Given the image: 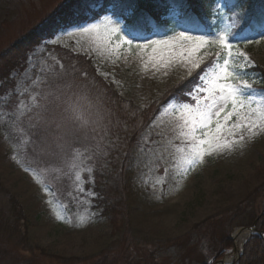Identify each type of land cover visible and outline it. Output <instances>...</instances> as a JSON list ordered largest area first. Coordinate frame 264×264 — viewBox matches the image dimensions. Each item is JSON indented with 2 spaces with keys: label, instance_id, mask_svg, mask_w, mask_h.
Masks as SVG:
<instances>
[{
  "label": "rangeland",
  "instance_id": "1",
  "mask_svg": "<svg viewBox=\"0 0 264 264\" xmlns=\"http://www.w3.org/2000/svg\"><path fill=\"white\" fill-rule=\"evenodd\" d=\"M63 1L0 0V264H127L139 257L145 264H214L216 256L209 255L222 251L221 239L264 212V134L243 148L205 156L185 175L176 150L178 116L160 114L147 132L132 134L104 83L143 108L188 75L178 59L171 67L145 68L134 45L126 60L113 63L114 57L96 50L93 36L64 31L6 69L5 60L16 52L5 51ZM252 44L239 49L264 67V40ZM210 51L214 57L216 49ZM69 107L79 136L67 125L58 127ZM61 136L74 145L67 154L41 153L40 141ZM97 170L115 191L112 214L100 208ZM77 171L85 181L94 179L84 183L85 193L74 191ZM8 195L30 220L22 244L1 230L8 224ZM238 207L243 214L236 217Z\"/></svg>",
  "mask_w": 264,
  "mask_h": 264
},
{
  "label": "snow or ice",
  "instance_id": "2",
  "mask_svg": "<svg viewBox=\"0 0 264 264\" xmlns=\"http://www.w3.org/2000/svg\"><path fill=\"white\" fill-rule=\"evenodd\" d=\"M189 9L187 0H158V3L151 6H146L143 0H83L82 22L65 30V34L80 32L93 36L96 50L101 56L114 57L113 63L120 60L125 52L130 53L135 45L140 50L138 55L145 68L149 64L153 68L171 67L173 58H176L189 76L196 73L198 83L186 94L185 99L173 97L161 106V115L172 113L180 121L177 128L181 144L176 150L187 165L185 175L188 170L203 163L205 156L243 148L246 143L264 134V89H258L249 82L248 70L256 65L238 47L240 43H259L264 40V32L259 33V39L245 35L235 40L233 28L239 27V23L248 18L244 10L232 13L229 17L232 25L227 29L213 35L192 34L188 27L194 25H190L187 18L181 19ZM223 11V7L213 0L211 15L218 17ZM256 15L264 20V6ZM166 19H171L173 26L183 25L184 30L167 39H154L153 36L159 34V22ZM125 45L127 47L123 48ZM210 48L216 49L214 57ZM205 57L210 59L206 61ZM124 59L127 57L124 56ZM260 81L264 83V77ZM22 105L23 101L17 104V108ZM65 125L72 129L75 136H79L70 107L62 114L58 127ZM32 143L35 144L36 140ZM39 147L43 155L58 157L67 154L68 149L74 145L68 144L66 136H61L50 143L40 141ZM78 157L77 149L73 155V167L77 166L75 159ZM24 171L31 172L35 181L42 183L40 176L30 167H25ZM86 171L91 174L94 169L88 167ZM74 179V191L77 193H85L84 183H94L91 175L85 181L79 171L75 173ZM91 195L95 196V193ZM228 251L230 253L231 249ZM209 264L212 262L209 261Z\"/></svg>",
  "mask_w": 264,
  "mask_h": 264
},
{
  "label": "trees",
  "instance_id": "3",
  "mask_svg": "<svg viewBox=\"0 0 264 264\" xmlns=\"http://www.w3.org/2000/svg\"><path fill=\"white\" fill-rule=\"evenodd\" d=\"M83 0H64L60 6L56 7L48 17L42 21L38 26L28 31L22 36L19 41L11 45L5 52H16L15 55L5 60V68L9 69L13 65L16 66V62L29 50L34 49L38 44L43 41H47L55 37L58 32L70 29L72 25L82 22L83 13L81 11ZM217 4L223 7V12L217 17L211 15L213 10V0H187L190 5L188 13H185L181 19L187 18L190 22L188 30L192 34H206L213 35L217 31L225 28L227 29L232 25V20L229 17L235 11H247L248 18L239 23V27H234L235 40H239L241 36L250 35L259 39V33L264 32V20L256 15L262 6H264V0H215ZM146 6H151L158 3V0H143ZM240 5L241 7H237ZM174 22L171 19L163 20L158 24V33L161 35H170L172 32L178 30L180 27L184 29L183 25L173 26ZM151 31L150 28H148ZM239 48H244L245 44L240 43ZM210 59V58H209ZM207 59L206 61H208ZM255 68H252L251 72L256 75V80L253 82L254 87L258 89H264V83L260 81L261 77H264V67L256 64ZM99 81V77H96ZM107 89L111 91L109 94L113 98L119 101L117 105L118 110L124 117L122 120L129 126H133L132 134H140L147 132V130L156 121L162 112V105L167 104L173 97L178 100L186 98V94L189 93L194 86L198 83L196 73L191 76L189 74L182 79L175 81L170 87H168L157 99L148 103L145 107L136 106L133 102L123 99L115 87L107 82ZM1 90V86H0ZM175 103V101H173ZM126 162H128L126 158ZM99 174V175H98ZM95 180L97 188V199L100 200V208L102 210H108L109 214L114 212L113 200L115 197V191L110 188L108 178L103 172H95ZM9 197V216L8 224H3L1 230L8 233L10 237L18 238L19 243L22 244L27 239V230L30 225V220L25 214L23 208L17 200L11 195ZM119 199V198H117ZM236 217L243 214L241 209H236ZM256 220L257 231L264 234V212L258 214L253 221ZM252 221V222H253ZM221 252H215L210 257L216 256L219 259L223 256V250L231 249L232 243L229 239V235H226L221 239ZM39 248H36V250ZM42 250V249H40ZM42 252V251H41ZM43 254V252H42ZM147 260V258H146ZM145 258L135 259L129 261L127 264H145ZM101 264V262H99ZM192 264H208L207 261L193 262ZM235 264H264V240L258 235H251L248 241L243 245L242 254Z\"/></svg>",
  "mask_w": 264,
  "mask_h": 264
},
{
  "label": "bare ground",
  "instance_id": "4",
  "mask_svg": "<svg viewBox=\"0 0 264 264\" xmlns=\"http://www.w3.org/2000/svg\"><path fill=\"white\" fill-rule=\"evenodd\" d=\"M247 235H248L247 232H239V233H234L232 235L235 248L231 253L227 254L224 257L222 264H229V263L233 262L234 260H236V258L238 257V255L241 251L243 242H244L245 238L247 237Z\"/></svg>",
  "mask_w": 264,
  "mask_h": 264
},
{
  "label": "water",
  "instance_id": "5",
  "mask_svg": "<svg viewBox=\"0 0 264 264\" xmlns=\"http://www.w3.org/2000/svg\"><path fill=\"white\" fill-rule=\"evenodd\" d=\"M255 226H256V222H254V223H253L250 227H248V228H239V229L235 230L232 234H234V233H239V232H247L249 235H250V234H259V235H261L259 232L256 231ZM261 236H262V235H261ZM262 237H263V236H262ZM231 240H232V236H231ZM234 248H235V245L233 246V250H234ZM222 262H223V259L216 261L215 264H222ZM234 263H235V262L233 261V262L230 263V264H234Z\"/></svg>",
  "mask_w": 264,
  "mask_h": 264
}]
</instances>
